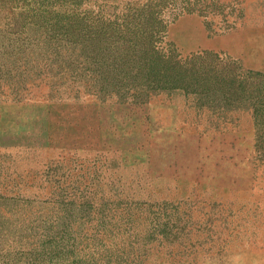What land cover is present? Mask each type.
<instances>
[{
    "label": "rangeland",
    "instance_id": "1",
    "mask_svg": "<svg viewBox=\"0 0 264 264\" xmlns=\"http://www.w3.org/2000/svg\"><path fill=\"white\" fill-rule=\"evenodd\" d=\"M106 1L0 0V264H264V113L102 85L79 32L122 42L148 0ZM238 1H165L158 49L213 51L264 86V0Z\"/></svg>",
    "mask_w": 264,
    "mask_h": 264
},
{
    "label": "trees",
    "instance_id": "2",
    "mask_svg": "<svg viewBox=\"0 0 264 264\" xmlns=\"http://www.w3.org/2000/svg\"><path fill=\"white\" fill-rule=\"evenodd\" d=\"M165 1L167 0H148L129 9L126 7L131 22L126 24L128 29L125 32L130 31V36L122 42L113 40L104 27L79 32L84 43L82 49L87 50L91 59L103 69L105 77L102 85L119 89H125L129 85L136 88L143 84L144 89L163 85L216 95L226 102L252 100L256 111L264 113V86L260 87L252 75L237 73L228 60L224 61L209 50L181 58L174 42H170L162 50L158 49L157 38L161 35L159 25L163 22ZM232 5L240 6V2L179 0V5L174 4L171 9L208 16L223 13ZM106 6H113L112 1H106ZM77 9L76 4L71 8L75 12ZM256 74L263 76L261 73Z\"/></svg>",
    "mask_w": 264,
    "mask_h": 264
},
{
    "label": "bare ground",
    "instance_id": "3",
    "mask_svg": "<svg viewBox=\"0 0 264 264\" xmlns=\"http://www.w3.org/2000/svg\"><path fill=\"white\" fill-rule=\"evenodd\" d=\"M210 90V89H209ZM233 94V93H232ZM17 136V135H16ZM4 138V137H3ZM255 260V259H254ZM254 262V261H253ZM248 264V263H247Z\"/></svg>",
    "mask_w": 264,
    "mask_h": 264
}]
</instances>
